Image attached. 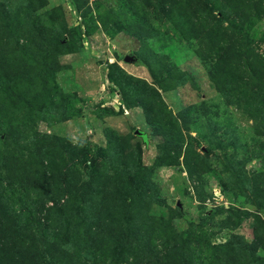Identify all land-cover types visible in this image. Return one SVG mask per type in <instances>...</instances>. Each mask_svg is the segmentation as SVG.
<instances>
[{
	"label": "rangeland",
	"instance_id": "obj_1",
	"mask_svg": "<svg viewBox=\"0 0 264 264\" xmlns=\"http://www.w3.org/2000/svg\"><path fill=\"white\" fill-rule=\"evenodd\" d=\"M0 22L12 253L220 264L238 237L264 264V0H0Z\"/></svg>",
	"mask_w": 264,
	"mask_h": 264
},
{
	"label": "trees",
	"instance_id": "obj_2",
	"mask_svg": "<svg viewBox=\"0 0 264 264\" xmlns=\"http://www.w3.org/2000/svg\"><path fill=\"white\" fill-rule=\"evenodd\" d=\"M4 27L5 26L1 23L0 33L5 31ZM39 37H40V42H41V40H44V38L46 37L48 39V42H50L51 44H56V45L59 44V42L57 40L52 39L46 35H39ZM0 40H1V38H0ZM1 48H2V50H0V60H6L7 57H10L8 55L13 53V52L9 48V46L8 47H1ZM4 69H5V67L1 65V72H3ZM255 80L258 83L260 81V78L255 76ZM1 83L2 82H0V88L2 87ZM2 84H4V83H2ZM255 86L258 87V85H256V84H255ZM217 88L219 89V91H222V89H220V87L218 85H217ZM49 139L52 140V138H49ZM35 141H36L35 145L38 146V148L40 149L35 153V155L38 154L37 157H38V159L40 158V161H38V163L36 161L24 163V165L27 164L28 171H25V174H26L25 176H26L28 184L30 186H31V184H34L35 182H41L42 177L45 176V174L47 173V172L45 173L44 169L48 166V164L45 165L46 159L43 158V153L46 152L44 155V156H46V154H48L47 150H48V152H51V151L57 152L56 149L54 148V146L49 147L51 145L50 142H52V144H53L54 140L50 141V142L48 140L45 141V139L35 140ZM15 160H17V159H15ZM22 162L23 161H21V163ZM39 175H42V176H39ZM45 200L46 199H44V200H42V202H40L41 207L44 206ZM6 221L7 222L5 224V227H3L4 225H2V226L0 225V264H41L40 260L38 259L39 257L37 255V251L33 250L34 248H36V246L34 247L33 244H31L27 248L26 254L24 253L25 255H23V256L18 255L16 253H12L10 251L9 240H6L7 237H5L6 231H7L6 228L9 227L10 225L11 226L12 225L17 226L18 224L12 219H7ZM22 230L23 229L19 230L20 232L18 234H20L22 232ZM13 238H11V239H13ZM1 241L3 242V244ZM223 249H224L225 257L222 259H218V262H221L220 264H256L255 246L239 240L238 237H233V240L228 241L226 243V245L223 247ZM178 252H180L179 248H178L177 253ZM174 264H180V260ZM182 264H187V262L185 260H183Z\"/></svg>",
	"mask_w": 264,
	"mask_h": 264
},
{
	"label": "water",
	"instance_id": "obj_3",
	"mask_svg": "<svg viewBox=\"0 0 264 264\" xmlns=\"http://www.w3.org/2000/svg\"><path fill=\"white\" fill-rule=\"evenodd\" d=\"M124 61L126 63L134 62L135 61V58L134 57H131V56H126V57H124ZM138 134H140V133H138Z\"/></svg>",
	"mask_w": 264,
	"mask_h": 264
}]
</instances>
